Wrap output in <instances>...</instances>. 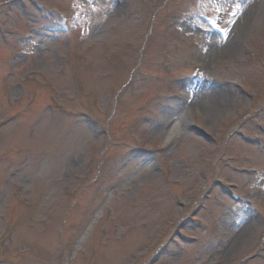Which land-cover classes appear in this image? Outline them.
<instances>
[{
	"label": "rangeland",
	"instance_id": "374dc122",
	"mask_svg": "<svg viewBox=\"0 0 264 264\" xmlns=\"http://www.w3.org/2000/svg\"><path fill=\"white\" fill-rule=\"evenodd\" d=\"M243 2L0 0V264H264Z\"/></svg>",
	"mask_w": 264,
	"mask_h": 264
},
{
	"label": "bare ground",
	"instance_id": "6f19581e",
	"mask_svg": "<svg viewBox=\"0 0 264 264\" xmlns=\"http://www.w3.org/2000/svg\"><path fill=\"white\" fill-rule=\"evenodd\" d=\"M253 0H244L243 2V6L241 7V10L238 14V18L235 20L233 26L231 27V30H233V28L235 27L236 24H238V21L241 20V16H245L246 13L249 12V8L250 6H252ZM232 41V36L228 33L224 36V40L222 41V45L218 46V47H214L211 50V53L216 54V53H222L227 51V49L229 48L228 45L230 44V42ZM180 125V124H179Z\"/></svg>",
	"mask_w": 264,
	"mask_h": 264
}]
</instances>
